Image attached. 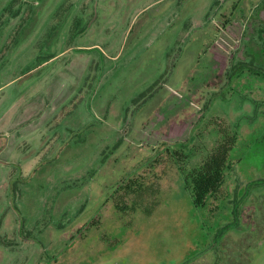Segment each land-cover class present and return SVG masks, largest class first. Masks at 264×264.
<instances>
[{
  "label": "rangeland",
  "instance_id": "rangeland-1",
  "mask_svg": "<svg viewBox=\"0 0 264 264\" xmlns=\"http://www.w3.org/2000/svg\"><path fill=\"white\" fill-rule=\"evenodd\" d=\"M0 264H264V0H0Z\"/></svg>",
  "mask_w": 264,
  "mask_h": 264
},
{
  "label": "trees",
  "instance_id": "trees-1",
  "mask_svg": "<svg viewBox=\"0 0 264 264\" xmlns=\"http://www.w3.org/2000/svg\"><path fill=\"white\" fill-rule=\"evenodd\" d=\"M227 22H224L226 28ZM229 137V136H228ZM235 137H229L226 142L221 144L215 152H213L207 159L205 164L194 171L192 174L191 191L193 202L196 207H203L206 205L207 200L218 194L224 187L228 170L230 169V152L235 145ZM143 185L130 182L126 187L127 194L135 193L134 197L146 196L140 191ZM137 194V195H136Z\"/></svg>",
  "mask_w": 264,
  "mask_h": 264
},
{
  "label": "crops",
  "instance_id": "crops-1",
  "mask_svg": "<svg viewBox=\"0 0 264 264\" xmlns=\"http://www.w3.org/2000/svg\"><path fill=\"white\" fill-rule=\"evenodd\" d=\"M235 13H233V9L232 11L229 13L230 17L234 16ZM221 16H223V14H221ZM225 16V15H224ZM227 18V17H226ZM228 19V18H227ZM232 21L231 19H228L226 22H227V25H229L230 27H232L233 25H231L228 21ZM226 29H229L228 27H226Z\"/></svg>",
  "mask_w": 264,
  "mask_h": 264
}]
</instances>
